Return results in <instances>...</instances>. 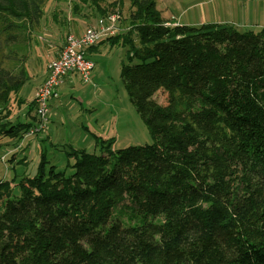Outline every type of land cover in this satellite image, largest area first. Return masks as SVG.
Instances as JSON below:
<instances>
[{"label": "trees", "instance_id": "obj_1", "mask_svg": "<svg viewBox=\"0 0 264 264\" xmlns=\"http://www.w3.org/2000/svg\"><path fill=\"white\" fill-rule=\"evenodd\" d=\"M125 1L130 30L99 45L129 48L121 79L153 143L112 151L94 136L99 155L69 147L63 171L41 156L34 176L1 180L0 264H264V27L174 25L157 0H76L72 12L92 14L87 27ZM45 2L0 0V138L35 122L18 35L40 25ZM17 42L14 75L2 51ZM13 103L34 120L9 123Z\"/></svg>", "mask_w": 264, "mask_h": 264}, {"label": "rangeland", "instance_id": "obj_2", "mask_svg": "<svg viewBox=\"0 0 264 264\" xmlns=\"http://www.w3.org/2000/svg\"><path fill=\"white\" fill-rule=\"evenodd\" d=\"M74 1L76 0H46L40 25L33 30L26 28L25 33L18 35L19 37L16 35V38L23 41V35L29 36L30 48L27 50L29 54L27 51L24 54L17 52L19 58L22 55L26 56L23 65L30 76L19 93L26 101V105L31 103V92L44 66L49 60L56 58V51L63 47L65 37L75 33V30L84 28L87 23L95 19L92 14L88 16L89 13L86 11L74 15L72 12ZM228 1L233 0H157V9L165 17L173 14L176 19L181 14L182 19L179 20L189 26L226 23L230 20L228 24L238 31L257 32L264 27V0H237L245 13L244 17L242 13L238 14L239 18L231 17V8L226 15ZM121 3L109 8L104 3L103 15L121 13L118 25L121 29L120 33H126L130 30L127 20L129 5L126 1L123 5ZM4 16L8 19V24L5 26L8 29L7 33L13 36L15 34L13 25H17L18 21L10 16ZM245 19L248 21L246 22ZM244 24L246 27H242ZM2 27L4 22L0 18V29ZM133 35L131 37L134 39L135 48H138V41ZM0 38L4 39L5 34L2 33ZM15 44L19 42L10 43L7 48L4 46L2 51L3 56L8 59H4V66L12 70L14 75L18 73L16 67L19 63L11 61L14 57L7 50L13 49ZM130 55L127 46L112 47L107 42L87 53V57L94 63L90 82L83 83L74 74L66 78L60 87L59 98L52 108L49 107L50 120L44 131L23 142V135L28 130L20 140L0 138V181L14 178L15 182L12 185L16 186L21 179L34 176L41 156L49 162L47 170L55 167L56 171H63L66 166L65 153L69 151V147L99 155L100 147L95 145L94 136L102 139L112 138L114 140L112 151L152 144L153 140L128 99L121 79V68L130 63L128 60ZM131 63H135L134 59ZM153 99L160 105L166 104L165 97L160 93H156ZM13 104L11 115H5L9 123L15 125L34 120L32 111L30 112L26 105L22 108L21 103ZM2 156L4 160L3 158L1 160ZM70 174L71 170H67L66 175Z\"/></svg>", "mask_w": 264, "mask_h": 264}, {"label": "built area", "instance_id": "obj_3", "mask_svg": "<svg viewBox=\"0 0 264 264\" xmlns=\"http://www.w3.org/2000/svg\"><path fill=\"white\" fill-rule=\"evenodd\" d=\"M120 19L118 12L106 15L87 26L79 35L69 34L65 37L58 57L46 64L45 79L32 97L35 122L23 135L22 142L46 129L50 102L59 98L60 87L69 75H76L83 83L90 82L94 63L87 57V52L106 38L119 33Z\"/></svg>", "mask_w": 264, "mask_h": 264}, {"label": "crops", "instance_id": "obj_4", "mask_svg": "<svg viewBox=\"0 0 264 264\" xmlns=\"http://www.w3.org/2000/svg\"><path fill=\"white\" fill-rule=\"evenodd\" d=\"M230 8H231V17H240V16H237L238 14H241L242 13V17L245 16V13L243 11V8L241 7L240 3L237 1V0H233V1H228L227 3V6H226V15H228L229 11H230ZM170 13L172 14V11H170ZM165 19H170L172 20V22H174V24H179V25H185V24H182L181 21L179 19H182V15L180 14L176 19L174 18V15L172 14L171 16H168V17H165L163 16ZM248 17V16H247ZM246 22L248 21L247 19H245ZM230 22V20L226 21V23L224 22H215L214 24H228ZM245 22V23H246ZM205 24V23H204ZM234 24V23H233ZM188 25V24H186ZM200 24H197V25H191V26H199ZM242 27H246V24L242 25ZM86 28V26L82 29H78V30H75V33H73L74 35H79L80 33L83 32V30ZM60 43V42H59ZM64 44V43H63ZM63 46V45H62ZM100 46V45H99ZM98 46L94 47V49H90L89 52H87L88 54L91 53L92 51L96 50ZM62 49V47H60ZM59 49V50H61ZM59 50L56 51V56L55 57H58L59 55ZM52 60V59H51ZM50 61V60H49ZM48 63V62H47ZM46 66V65H45ZM45 66H44V69L42 70L41 72V75H40V78H38V82L37 84L35 85V87L33 88L32 92H31V96H30V100H32V97L35 93V91L37 90V88L40 86V84L43 82V80L45 79V76H46V72H45ZM37 79V78H36ZM66 80V79H65ZM64 84V83H63ZM56 103V100L55 101H52L50 103V107L52 108V105H54ZM50 120V119H49ZM4 160V157L2 156L1 157V160Z\"/></svg>", "mask_w": 264, "mask_h": 264}]
</instances>
